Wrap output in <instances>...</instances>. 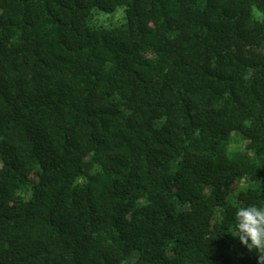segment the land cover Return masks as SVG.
Returning a JSON list of instances; mask_svg holds the SVG:
<instances>
[{"label":"trees","instance_id":"obj_1","mask_svg":"<svg viewBox=\"0 0 264 264\" xmlns=\"http://www.w3.org/2000/svg\"><path fill=\"white\" fill-rule=\"evenodd\" d=\"M237 204L264 0H0V264H259Z\"/></svg>","mask_w":264,"mask_h":264},{"label":"clouds","instance_id":"obj_2","mask_svg":"<svg viewBox=\"0 0 264 264\" xmlns=\"http://www.w3.org/2000/svg\"><path fill=\"white\" fill-rule=\"evenodd\" d=\"M242 245L258 254L259 264H264V207L236 205L235 232Z\"/></svg>","mask_w":264,"mask_h":264},{"label":"rangeland","instance_id":"obj_3","mask_svg":"<svg viewBox=\"0 0 264 264\" xmlns=\"http://www.w3.org/2000/svg\"><path fill=\"white\" fill-rule=\"evenodd\" d=\"M119 11H121V10H119ZM122 12V11H121Z\"/></svg>","mask_w":264,"mask_h":264}]
</instances>
